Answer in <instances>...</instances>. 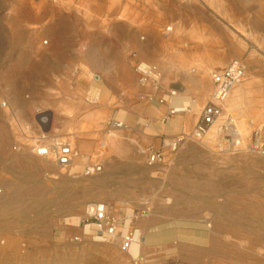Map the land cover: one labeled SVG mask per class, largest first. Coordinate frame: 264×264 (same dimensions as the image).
I'll use <instances>...</instances> for the list:
<instances>
[{"label":"rangeland","instance_id":"obj_1","mask_svg":"<svg viewBox=\"0 0 264 264\" xmlns=\"http://www.w3.org/2000/svg\"><path fill=\"white\" fill-rule=\"evenodd\" d=\"M181 1L185 3L186 0ZM214 1L218 15H226L229 20L214 22L209 18L207 22L202 19L199 23L207 26L192 27L188 18H183V11H176L171 4L164 17H152L161 20L163 26L139 28L134 44L123 43L128 36L125 28L120 34L122 43H113L112 35L107 33L111 29L106 28L104 37L109 44L103 45L99 42L101 35L97 34L98 29L91 26L94 22L108 24L114 20L128 24L129 0H72L71 6L74 19L91 24L86 30L89 38L78 45L93 52H119L121 48L124 57L133 63L138 83L140 76L136 67L140 63L154 65L163 71L155 60L138 61L140 48L150 44L158 49L168 46L177 56L178 62L174 65H178H173L174 70L181 69L182 65L185 68L188 60L203 63L205 60L223 59L225 66L233 60L242 61L247 67L245 80L255 79L254 91L259 92L262 101L264 0ZM47 2L61 5L60 0ZM117 7L121 11L117 12ZM42 9L38 0H0V87L2 96L10 104L8 112L0 111L9 133L7 149L0 152V239L6 235L23 238L18 248L6 244L0 246L3 247L0 249V264H141L140 256L131 259L118 242L85 238L83 230L77 227V219L91 203L114 208L118 203L128 201L135 208L145 200L152 208L149 217L171 211L174 217L192 227L195 236L202 237L205 233L209 237L199 245L189 242V235H186L185 244L168 252L169 256L162 254L159 260L150 257L146 264H196L199 253L204 255L203 264H213L215 259L209 252L221 243H227L224 235L247 231L264 237V156L234 151L226 130H222L215 141H208V137L202 142L186 140L169 162L153 165H149L146 152L157 151L165 139L183 133L161 136L155 148L144 149L130 137L117 132L125 128V122L117 120L115 114L108 115L98 129L84 127L81 133L71 129L55 130L75 145L74 137H79V134L86 140L95 138L89 154L83 157L85 165L79 172H60L37 158L29 148L24 150L25 147L20 146L28 143L31 133L39 131L35 110L49 113V107L40 101V97L47 93L54 64L66 66L74 62L68 57L75 43H66L58 52L53 50L47 24L39 26L34 21L39 13H43ZM99 12L102 17H99ZM177 18L183 19L176 22ZM196 64L188 68V75L203 70ZM214 71L215 68L209 69L208 81L186 79V84L176 85L171 78L164 80L161 73L162 82L158 90L149 84L153 95L146 97L147 101L154 98L166 110L162 115V125L177 116L167 119V105L161 104L160 100L175 92L178 97L187 95L198 101L203 99L200 104V109H203L210 100ZM92 76L100 77L98 73ZM262 118L264 121V113ZM115 121L123 124L124 128L112 129ZM260 126L264 141V122ZM114 132L118 135L113 139L116 145L110 141L103 145ZM14 145L25 152H14ZM118 154L123 155L126 162L119 161L115 157ZM78 158L81 160V153ZM94 162L103 164L102 170L86 175L87 167ZM81 234L82 241H71L72 237ZM262 243L264 247V240Z\"/></svg>","mask_w":264,"mask_h":264},{"label":"crops","instance_id":"obj_2","mask_svg":"<svg viewBox=\"0 0 264 264\" xmlns=\"http://www.w3.org/2000/svg\"><path fill=\"white\" fill-rule=\"evenodd\" d=\"M60 1L61 5H55L50 2L46 4V0H38V6L43 8V13H39L34 18L39 26L47 24V35L53 50L58 52L63 45H67L66 43L71 41L75 43L68 57L74 62L66 66L61 63L54 64L55 69L50 72L51 79L47 93L40 97V101L45 102L49 107L46 129L53 131L71 129L76 133H81L84 127L94 126L98 129L108 115L115 114L117 120L125 122V128L117 132L130 137L137 146L144 149L155 148L161 136L170 137L184 133L187 128L185 117L174 118L166 125L161 124L162 115L166 110L154 98L147 101L146 97H151L153 90L149 84L145 87L139 85L138 75L132 67L133 63L124 57L121 48L119 52H100L99 50L93 52L88 49L83 50L78 45L89 38L86 30L91 24L85 21L82 23L73 18L72 0ZM171 4L174 5L176 11H183V18L187 17L189 26L192 27L207 26L206 23H199L202 19L207 22L209 18L214 22H225L230 19L226 15H218L214 0H186L185 3L181 0H129L127 9L130 12V20L128 24L114 20L108 24H104V21L94 22L91 26L98 29L97 34L101 35V40H98L103 45L109 44L105 42L104 37L106 28L111 29L107 33L110 32L112 35L113 43H122L120 34L125 28L128 36H125L123 43L134 44L137 42L139 28L163 26V23H160L161 20L152 17L153 15L164 17ZM119 9L117 7L116 11H121ZM99 13V17H102L101 12ZM103 16H105L104 13ZM182 19L177 18L176 22H181ZM140 52L138 61L155 60L159 62L163 70L161 71L163 79L171 78L173 79L171 82L176 85L186 84V79L200 82L209 77V69L215 68L217 71L227 67L223 59H210L203 63H200V60H188L185 68L182 65L181 69L174 70V66L178 65L177 63L174 65L178 62L177 56L176 53L170 51L168 46L158 49L151 44L144 45L140 48ZM193 64L200 66L203 70L190 76L186 71ZM97 73L100 77L92 76ZM141 96L144 98L141 99ZM64 108H71V111L65 112L62 110ZM1 118L0 130L1 134L4 133L5 143H7L8 125ZM193 125L194 123H190V127ZM74 139L76 148L82 156L80 164L76 167L77 171L75 170L79 172L85 165L84 158L89 154L90 147L95 144V138L86 140L84 137L80 138L79 134V137L75 136ZM122 156L118 154L115 157L121 162H126ZM160 214L159 216L155 213L138 224L140 231L138 256L142 257L141 264H146L150 257L159 260L162 254L166 255L178 249L180 244H185L186 235H189L187 238L192 244L200 245L204 244L205 240H209L205 233L202 237L195 236L192 227L174 217L171 211ZM133 254L132 251L128 252L134 260L138 256H133Z\"/></svg>","mask_w":264,"mask_h":264},{"label":"built area","instance_id":"obj_3","mask_svg":"<svg viewBox=\"0 0 264 264\" xmlns=\"http://www.w3.org/2000/svg\"><path fill=\"white\" fill-rule=\"evenodd\" d=\"M136 71L140 76L139 84L141 87H145L150 83L155 90L161 87L162 75L156 66L140 63L136 67ZM246 75L247 67L240 60H233L224 69L214 71L211 75L213 89L210 100L202 109L193 130L178 137L165 139L157 151H145L149 165L169 162L186 140L201 142L210 131V128L222 118V105L230 90L236 84L244 81ZM171 96L177 95L175 92H171L168 93L166 98L160 100L161 104L167 105V119L186 114V109L179 111L175 105L169 102ZM7 105L8 101L2 96L0 87V111L6 108ZM46 114L41 109L35 110V115L39 121L37 124L39 131L36 134H30L28 139L29 142L32 141V144L28 142L26 148H29L34 155L48 158L54 165L67 171L75 158L79 157V153L68 138L58 135L51 129H46L45 123L48 120ZM111 128L121 129L124 128V125L115 121ZM229 138L231 147L239 144V140H236L231 134ZM259 142L256 143L253 138L247 148H249L251 154L264 156V141L261 139ZM20 146L23 148L25 145ZM20 146L14 145L12 150L14 152L21 151ZM102 168L103 164L101 163H91L86 169V175L100 172ZM151 212L152 208L145 200L140 201L138 207L135 208L128 201H122L114 208L102 203H91L84 208L82 215L77 219V227L83 230L85 238H92L94 241L118 242L122 251L129 252L136 243L140 244L139 229L136 225L140 220L148 218ZM82 240V234L71 238L72 242ZM138 258H140V261L142 260V257Z\"/></svg>","mask_w":264,"mask_h":264},{"label":"bare ground","instance_id":"obj_4","mask_svg":"<svg viewBox=\"0 0 264 264\" xmlns=\"http://www.w3.org/2000/svg\"><path fill=\"white\" fill-rule=\"evenodd\" d=\"M40 48L41 46L38 47V50H40ZM245 79V82L242 81L241 83L236 84L230 90L222 105V118L216 125L210 128V131L205 136V138L202 139V141H204L207 137L208 141H215L216 136L218 134H221L222 130L224 129L228 132V134L234 136L236 140H239V144L235 145L234 151H241L251 154V152H249V148H247L251 140L254 138L256 143H260L259 141L261 140L262 135V127L260 125H262V123L264 122L262 120V114L264 113V91H260L263 97L262 101H260L259 96L261 95L258 91H254L255 79ZM202 81H208V78H204L202 79ZM210 96L211 94L209 95V98ZM202 100L198 101L197 99H194L187 95H180L179 97L171 96V98L169 99V102L175 105V107L178 108L179 111H184V109L187 110L186 114H182L176 117H185L187 128L184 133L190 132V129L195 126L202 111V109H200ZM9 109L10 104L8 103L7 107L4 108L2 112H8ZM62 110L65 112H70L71 108H64ZM46 115H49V113ZM190 123H194V126L190 127ZM115 133L117 132H114L112 136L107 137L103 145H106L108 141H110L111 144L113 143V145H116L115 140L113 139H117L118 135ZM3 139L4 133L1 134L0 130V152L7 149L8 146L9 140H7V143H5V139ZM27 142H29V139L27 140ZM31 142L29 143L32 144ZM29 143H27L26 145H28ZM71 144L72 146L76 147V145L72 141ZM26 145L24 146V150H26ZM24 150L18 151V153L25 152ZM103 155H105V153H103ZM35 156L46 161L47 163H50L52 166H54V168L63 173L69 171L75 172V170L77 171L76 167L80 164L79 158L76 157L73 164L69 167L68 171H66L64 168L62 169L54 165V163L51 162L48 158L40 157L37 155ZM80 169L81 168H79V170ZM208 227L210 226L208 225ZM255 234H250L247 231H236L230 233L229 235H224L223 238L227 243H221L218 247L216 246V248H213L209 252L215 259L213 264H261V261L264 260V247L262 243L264 237L262 235ZM22 243L23 238L20 235H6L2 239H0V246L6 244V246L18 248ZM0 249H3V247H0ZM138 249L139 244L136 243V245L130 250L132 251V253H134L133 256L139 255ZM197 256L199 258L196 264H203L202 259L204 255L202 253H199V255Z\"/></svg>","mask_w":264,"mask_h":264}]
</instances>
